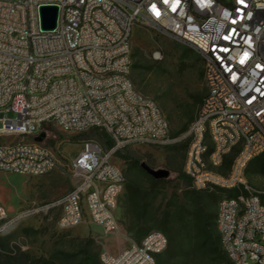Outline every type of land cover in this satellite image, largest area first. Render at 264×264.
Returning a JSON list of instances; mask_svg holds the SVG:
<instances>
[{
  "label": "built area",
  "instance_id": "built-area-1",
  "mask_svg": "<svg viewBox=\"0 0 264 264\" xmlns=\"http://www.w3.org/2000/svg\"><path fill=\"white\" fill-rule=\"evenodd\" d=\"M54 8V24H45V9ZM138 25L191 46L202 58L207 91L181 135H172L157 101L131 79ZM49 126L101 128L113 146L85 141L69 167L71 189L50 201L16 213L0 201V235L42 214L55 216L62 229L90 223L105 235L116 233L115 210L127 182L113 162L117 151L189 139L190 187L225 192L217 207L225 261L213 264H264V189L245 176L264 152V0H0V138L18 137L0 140V171L52 173L58 158L45 140L35 141ZM231 155L229 171H217ZM167 245L166 234L151 231L118 254L102 251L100 260L157 264Z\"/></svg>",
  "mask_w": 264,
  "mask_h": 264
},
{
  "label": "rangeland",
  "instance_id": "rangeland-1",
  "mask_svg": "<svg viewBox=\"0 0 264 264\" xmlns=\"http://www.w3.org/2000/svg\"><path fill=\"white\" fill-rule=\"evenodd\" d=\"M132 59L131 79L135 87L157 101L170 123L173 136L187 131L201 106L197 97L207 91L200 54L183 42L138 25L132 36ZM8 116L15 114L8 112ZM46 133L44 144L59 161L52 173L29 176L0 171V201L11 213L33 202H47L68 192L71 189L69 167L83 152L85 141L95 140L107 148L104 137L107 132L101 128L64 131L49 126ZM17 138L6 136L0 140L8 142ZM211 144L208 140V145ZM189 147L190 141L186 139L166 147L130 144L121 148L113 162L124 171L127 182L115 210L120 224L116 233L105 235L100 227L90 223L62 229L58 227L56 217L50 214L28 217L0 235V264H28L31 258L52 259L55 264H102V251L115 255L132 242H142L152 230L163 232L161 221L167 213H171L174 230L190 227L194 197L190 194V185L180 178L185 173ZM233 158L234 155L228 157L227 162L216 170L227 173ZM141 162L154 169L166 168L170 176L156 181L142 168ZM255 163L248 164L246 179L251 185L264 189V174L254 171ZM212 193L216 195L214 201L210 199ZM224 193L222 190L200 192L215 210ZM187 239V250L175 254L181 260L189 259L193 264L221 262L197 252L198 242L192 232ZM164 256L163 251L157 263ZM248 261L256 264L251 259Z\"/></svg>",
  "mask_w": 264,
  "mask_h": 264
},
{
  "label": "trees",
  "instance_id": "trees-1",
  "mask_svg": "<svg viewBox=\"0 0 264 264\" xmlns=\"http://www.w3.org/2000/svg\"><path fill=\"white\" fill-rule=\"evenodd\" d=\"M204 96L205 95H199L197 100L202 103ZM104 137H106L105 142L107 149L112 147L113 141L110 139L108 133H105ZM226 160L227 159H225V162H227ZM252 161L256 162L254 171L264 174V152L255 157ZM180 178L190 185L191 181L186 173H182ZM155 180L161 181L163 179ZM200 192L205 191H197L194 189L190 191V194L194 197L193 208L191 210L190 227L181 226L177 230L171 228V213H167L162 219L161 227L164 234L168 237V245L164 250L165 256L160 257V261L157 264H193L189 259L181 260L180 257L175 255L177 254L176 251L183 252L187 250L186 247L189 242L187 236L191 232L194 234L198 242L196 248L197 252L211 256L215 261H225V254L221 247V237L217 227V210L210 207ZM210 199L211 201H214L216 199V195L212 193L210 195ZM28 264H55V262L52 259L31 258Z\"/></svg>",
  "mask_w": 264,
  "mask_h": 264
},
{
  "label": "water",
  "instance_id": "water-1",
  "mask_svg": "<svg viewBox=\"0 0 264 264\" xmlns=\"http://www.w3.org/2000/svg\"><path fill=\"white\" fill-rule=\"evenodd\" d=\"M55 8L54 9H45L44 11V19H45V24H54L55 21ZM47 133L46 131H41L38 136L35 137V141L37 142H43L46 139ZM142 168L149 173L153 178L155 179H164L170 176V171L166 168H159V169H154L150 167L148 164L145 162H141Z\"/></svg>",
  "mask_w": 264,
  "mask_h": 264
}]
</instances>
